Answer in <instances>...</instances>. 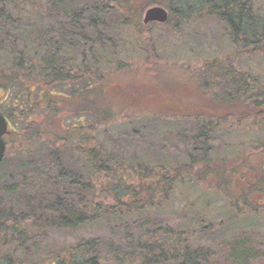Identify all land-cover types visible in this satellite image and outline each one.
<instances>
[{
    "label": "trees",
    "instance_id": "obj_1",
    "mask_svg": "<svg viewBox=\"0 0 264 264\" xmlns=\"http://www.w3.org/2000/svg\"><path fill=\"white\" fill-rule=\"evenodd\" d=\"M150 7L170 20L145 25ZM155 29L203 50L218 30L227 52L166 58ZM255 58L264 65L259 0H0V113L10 130L0 264H263L264 226L245 225L264 217V84L246 67ZM174 67L192 110L140 109L152 84L180 87L159 75ZM138 123L169 127L178 157L162 148L154 164L109 135ZM249 129L257 147L216 153L221 132ZM158 211L183 221L151 219ZM95 227L113 232L77 239ZM56 235L76 240L44 244Z\"/></svg>",
    "mask_w": 264,
    "mask_h": 264
},
{
    "label": "rangeland",
    "instance_id": "obj_2",
    "mask_svg": "<svg viewBox=\"0 0 264 264\" xmlns=\"http://www.w3.org/2000/svg\"><path fill=\"white\" fill-rule=\"evenodd\" d=\"M260 3V7L261 10L264 13V0H259ZM209 28H213L212 26H209ZM214 29V28H213ZM156 31V35L159 38L158 40V53L163 55L166 58H170V59H174V57H176V55L180 54L179 51L185 49H189L190 52H192L196 57L197 56H206V57H215L218 56L220 57V55L222 53H226L227 51L225 50L226 48L224 47H220L218 48L217 43H216V38L218 36V30L214 31V34L212 33L210 36L208 35L207 38H205L206 40V49H202L201 47L198 48L196 47V45L194 44V42L192 41H188V44L184 47L182 45L181 48H178L175 44H174V38L175 35L170 36L169 34H165V32L161 29H155ZM188 33V32H187ZM185 41L187 42V38H185ZM208 42V43H207ZM165 47V49H164ZM191 47V48H190ZM184 49V50H185ZM178 53V54H177ZM191 58L190 61L194 64L196 60H194V58L192 57H188ZM252 62H250V65L246 66L249 69V73H252L254 76V78H258L260 79L261 84H264V74L260 73L259 74V70L258 68H263L264 65H260V61H258V58H255L254 60H251ZM172 67V66H169ZM264 69V68H263ZM177 70V71H176ZM180 70L177 68H165L161 71V73L159 74L162 79H166L167 77L169 79H171L172 82H176L175 85H180V87H176L175 89L170 86L167 85H163V84H152V86L149 89V93L144 96L141 97V99L139 100L138 104L140 105V109H150V110H154V111H164V112H168L170 114H173L176 110L180 113L183 114H188L190 110L189 107V91L190 90L189 87H186L185 84H183L181 81H178L176 79L182 78L180 75ZM167 76V77H166ZM173 85V86H175ZM187 91V92H186ZM2 93H0V99L2 98ZM185 98L186 101H180V98ZM180 100H179V99ZM188 107H187V106ZM247 123V122H246ZM245 123V124H246ZM251 123V122H250ZM165 124V123H164ZM243 124V125H245ZM254 124V123H253ZM145 125V126H144ZM242 125V126H243ZM248 125V124H247ZM131 127H122V125H119L117 127V129L115 130V133L109 134L110 136L115 137L114 140H118L123 142L124 144H127L130 146V151L131 154L133 153L135 155L136 158L141 159L142 158H147L150 162H153L154 164H156V162L160 159V154L157 155L158 152L162 151V148L164 149L165 153L171 157H173V159H175V157H178L180 150L183 149V147L181 145H175L177 148V150H179L177 152V150L171 149L169 150L172 146L171 144V140L170 137L165 134V132H168V134H172V131L169 127L164 128L163 133L162 134H158L155 130L152 131L151 127L146 124V123H138L137 124H131ZM135 127H137L136 132L139 130H141V135L140 136H144L145 138H143L144 140L142 141V139H138L137 137L134 138L131 136L132 133V128L136 129ZM241 127V126H240ZM230 128H234V124H230ZM244 128V127H243ZM122 129H126L123 130L122 132H120L119 130ZM246 128H244L245 130ZM251 129V128H250ZM247 130L248 132L250 131ZM130 131V132H129ZM240 132H245L242 129L239 130ZM244 134V133H243ZM221 137L220 139L216 138L219 140V142H216V153L219 155H224L225 149L229 147H232L234 149V151L239 152V150H242L244 152H247L248 149H250L251 147H257L258 143H259V138H257V136H255L253 134L252 131L249 132V135H240L238 133H233V134H229L227 132H221L220 133ZM261 136H264V134L260 133ZM175 136V135H173ZM138 139V140H137ZM174 140V138L172 139ZM140 142V143H139ZM152 143L155 145L153 146ZM170 146V147H169ZM226 146V147H225ZM28 149V148H27ZM26 149V150H27ZM243 152V153H244ZM166 155V157H167ZM192 198H194V196H192ZM180 200L177 198V202H179ZM222 206V204L220 202H217V206L215 207V213L218 214V212L220 211L219 208ZM213 211V210H212ZM214 212V211H213ZM150 218L155 220V221H163V220H168V224H174V223H181L183 220L179 217V215H172V214H168V215H164V213H161L160 211L158 212H152L150 215ZM259 220V222H255L256 220ZM251 225L254 224L255 225H259V224H263L264 226V217H258V218H251L250 220H246L245 221V225ZM251 226V228L253 227ZM247 227V226H246ZM96 229H93L94 231H82L80 233V235L77 236L78 238H85V239H89V237L95 238V234L97 233V237L100 236V239H107L109 238V236L112 234L113 229L108 228H103V227H95ZM250 228V229H251ZM255 229V228H254ZM258 229V231L260 232H264L263 227H256V230ZM262 230V231H261ZM90 232H94L93 234ZM76 239H72L70 236H66L63 237L61 235H56L54 238V241H48L46 243H44L47 246H56V247H63V245H67L70 243H73ZM264 260V259H263ZM264 264V263H263Z\"/></svg>",
    "mask_w": 264,
    "mask_h": 264
},
{
    "label": "water",
    "instance_id": "obj_3",
    "mask_svg": "<svg viewBox=\"0 0 264 264\" xmlns=\"http://www.w3.org/2000/svg\"><path fill=\"white\" fill-rule=\"evenodd\" d=\"M168 11L163 7H152L150 8L144 16V24L149 25V23H159L164 24L169 19ZM9 133L7 119L0 114V163L5 158L6 151V141H4V136Z\"/></svg>",
    "mask_w": 264,
    "mask_h": 264
}]
</instances>
